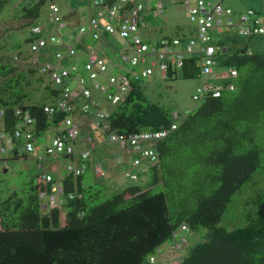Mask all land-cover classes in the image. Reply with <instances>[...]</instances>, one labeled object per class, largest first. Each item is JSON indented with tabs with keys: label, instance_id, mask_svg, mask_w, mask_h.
Listing matches in <instances>:
<instances>
[{
	"label": "trees",
	"instance_id": "trees-1",
	"mask_svg": "<svg viewBox=\"0 0 264 264\" xmlns=\"http://www.w3.org/2000/svg\"><path fill=\"white\" fill-rule=\"evenodd\" d=\"M46 1L0 0V16L11 9L6 17L25 21L20 26L29 25L40 16ZM88 1L94 5V0ZM14 28L18 27L0 33V111L4 112L0 129L15 144L9 154L0 156L5 162L30 154L18 151L23 140L15 134L26 112L33 123L25 128L35 134L36 143L48 130L59 134L57 127L66 118L82 131L76 118L91 114L81 109L85 98L71 101L76 108L69 112L45 110L58 107L68 79L76 73L56 87L49 73L42 71L51 61L40 63L36 57L30 62L33 52L10 44L7 36ZM235 32L233 28L227 33L223 44L229 49L224 64L239 71L236 90L205 99L186 116L180 113L178 128L158 142L160 162L143 169L138 180L128 179L119 189L102 179L86 181L85 173L92 165L89 159L79 179L67 170L61 177L67 193L74 191L75 197L67 194L63 204L47 211L41 209L40 192L45 188L38 174L37 181L31 178L22 192L21 188L5 195L0 192V264H163L152 263L150 257L169 242L163 251L171 263L177 259L176 264H264V41L262 48L253 46V40L264 34ZM79 33L77 29L68 36L73 40L68 42L77 43V54L66 56L64 66L86 54L88 44L110 62L120 61L106 50L120 36L104 31L96 39L90 33L91 44L85 42L86 35L77 42ZM36 37L32 32L25 42L31 45ZM186 72L180 76L197 78L196 70ZM174 111L150 101L142 82L133 81L108 111L106 132L164 129L174 122ZM82 140L79 137L78 142ZM148 173L143 181L141 177ZM55 174L59 176L58 171ZM95 175L100 178L105 172ZM183 224L198 237L184 255L176 253L184 245L174 249Z\"/></svg>",
	"mask_w": 264,
	"mask_h": 264
},
{
	"label": "built area",
	"instance_id": "built-area-1",
	"mask_svg": "<svg viewBox=\"0 0 264 264\" xmlns=\"http://www.w3.org/2000/svg\"><path fill=\"white\" fill-rule=\"evenodd\" d=\"M189 14V19L193 23V29L190 36L171 37L163 36L157 40V45L151 46L140 34L139 29L142 25L143 12L146 4L144 0H115L114 2H106L105 0H94V6L98 7L96 15L89 18L88 26L83 25L80 33L76 37V41H81V36L92 33L91 35L98 39L102 32H108L111 35H118L121 38L132 40L131 47L134 53L130 54L125 50L121 54L119 62H110L105 56L90 44L86 45L87 61L84 65L85 70L89 74V78L96 80L100 75L108 73L110 63L118 65L125 70L120 75H110L108 77V87L102 86L101 90L107 93V98L112 104H118L122 100V94L133 81L143 82L154 75L155 68L158 66L162 78L166 79L171 73L174 75H182L183 71L196 70L197 78L200 83L196 88L192 98L197 103H202L209 97H221L225 93H230L237 88V79L239 71L236 67L224 64L225 54L229 51L226 44L220 40V35L224 33H232V29L237 27V34L256 35L264 33V25L257 10L249 8L246 13L242 14L237 23L232 19L233 10L223 5L224 0H183ZM50 20L54 22L58 28H63L65 22L61 15V10L56 4H52ZM156 14H161L165 10L164 3L159 1L154 9ZM44 27L35 25L32 32L36 35V39L31 43V51L38 53L45 48L50 42L60 44L64 52L56 51L55 62L46 63L42 67L43 72H48L52 81L61 82L63 79L73 73L80 74L77 65L64 66L62 61L66 56H75L77 54L76 44L66 42L64 39L57 38L52 34L50 39H46L42 34ZM41 35V36H38ZM187 38L186 44L183 46L184 39ZM154 56L150 64L148 58ZM188 67V68H186ZM186 72V73H187ZM185 73V72H184ZM76 75L74 76V78ZM99 87V83L95 84ZM86 99L85 104L81 107L83 112H91V104L97 106L91 99V91L85 86L84 77H79L78 86L71 89L66 86L62 92V99L58 103V107L46 106L47 112L54 113L60 111L74 110V99ZM22 110H18V114H22ZM0 111V116H3ZM23 116L22 121L18 124L15 134L23 140L18 147V151L33 153L37 155L41 150V146L36 143V136L30 130L25 128L28 124L33 123V118L28 112ZM109 113L101 108H97L95 113V124L108 135L109 141L116 142L125 151L127 156H135L131 160L132 169L125 172V177L131 181L139 178V173L143 169H148L160 162L158 152V142L166 138L170 133L175 131L179 125L180 113L175 111L172 114L174 122L170 127L155 131H140L135 133H108L109 124L106 119ZM58 133L53 134L51 143L45 146L44 153L37 156L38 159V181L44 185V190L40 192L42 208L54 206L57 203H63L67 194L70 198H74L76 193L71 191L67 193L64 180L60 176L53 175L52 167H58V160L65 157V169L73 175L74 178L79 177L88 167V160L97 147L96 141L91 137L83 138L86 145L79 141L81 127L77 125L71 118H66L57 127ZM82 139V138H81ZM11 138L6 137L5 131L0 129V156L9 154L14 148ZM122 161V160H119ZM94 172L104 175V168L101 163L94 165ZM189 227L186 224L181 226L180 231H187ZM187 238L182 236L180 241L174 245V249H180ZM164 248H159L156 253L151 255L152 263L161 261L163 264H176L178 260H168L167 253Z\"/></svg>",
	"mask_w": 264,
	"mask_h": 264
},
{
	"label": "rangeland",
	"instance_id": "rangeland-1",
	"mask_svg": "<svg viewBox=\"0 0 264 264\" xmlns=\"http://www.w3.org/2000/svg\"><path fill=\"white\" fill-rule=\"evenodd\" d=\"M159 1L164 3L165 10L161 14H156L154 9ZM144 3L146 7L143 12L139 34L151 46L157 45V40L165 35L171 37L190 36L193 23L189 19V14L183 0H144ZM52 4L59 6L61 15L67 24L66 27L58 28L57 25L50 20V6ZM89 4L88 0H47L41 8L40 16L30 22L29 25L24 26L20 25L25 23V21L6 17V15L11 14V9L8 11L6 9L0 16V33H6L5 29L10 26L18 27L10 30L9 34L7 32L8 41H10L11 45L20 44L17 48L20 47L21 50H25L26 52L31 51V45L25 42V39L32 35L31 27L35 25H40L45 28L43 36L48 40L50 36L54 34L61 40L64 39L67 42H72L73 40L68 38V36L71 37V34L77 29L79 31L82 25L88 26L91 14L95 16L99 9ZM223 5L233 10L231 17L236 23L242 14L246 13L249 8H252L260 12L259 17H261L262 24L264 25V0H224ZM234 28L237 29V27ZM219 37L222 42L227 41V33ZM263 41L264 36L254 39L253 46L262 48ZM85 42L93 43V38L90 34L85 36ZM129 42H131V39L114 38L112 41L113 44L108 46L106 50H108L111 58H114L115 61H119L121 60L119 54L123 51L127 50L130 54L134 53V48L131 47ZM186 42L187 38L184 39L183 46ZM56 51L64 52V49L60 44H53L50 42L46 48H43L38 53H34L33 57L28 61H34L37 57L40 63L48 61L53 62L55 60L54 53H56ZM153 60H156L154 56L148 58L150 64ZM86 61L87 54H83L78 59L73 58L71 61H68V64L66 63L68 66L76 64L80 72L79 75L76 73L75 78L68 79L67 83L69 87L71 89L76 88L78 86L79 77H84L85 86L91 91V99L98 105V107L94 106L92 102H90L92 114L76 118L80 125L83 126L80 138L83 139L91 136L99 145L90 157L92 165L94 166L97 163H102L105 172V175L99 178L94 174L93 170L89 168L85 173V179L92 183L102 179L110 188H117L119 186L117 188L119 189L128 184L129 180L125 177V172L133 168L131 160H134L135 156H139V153L127 156L118 143L109 141L108 135L102 133L103 130L96 126L94 113H96L97 108H101L107 112L113 109L114 105L108 100L107 93L103 92L101 87L106 86L111 90L112 88L109 87L108 77L110 75L125 73V70L118 65H112L110 63L108 73L100 75L96 80H92L89 78V74L84 68ZM60 83L61 82H55V86L60 87ZM96 83H99V87L95 86ZM199 83L200 81L198 78H183L181 76L164 79L160 75L158 66H156L154 75L142 82V88L150 101L156 102L165 108H173L183 116H186L189 112L194 110L198 104L192 96ZM84 103L85 100L83 101V104ZM52 134L53 133L48 130L42 137H39L37 144H41V150L37 155L31 153L27 156L7 160L6 162L0 160V192L2 195H5L9 190H16L19 188H21L22 192V187L27 184V181L36 177L39 173L37 156L44 153L45 145L49 143ZM121 158L124 160L118 161ZM66 162L67 160L65 157L59 158L58 167H52V171L54 173L58 171L59 176L64 177L67 174L65 169ZM149 175V173L145 174L141 179L147 181ZM35 180L37 181L36 178ZM256 180H260V178L258 177ZM106 196H108V194ZM182 236H185L187 241L183 244L184 248L176 253L184 255L187 253L188 247L193 245L198 237H196L192 231H179L177 239ZM170 244L171 242L166 243L164 247L165 252Z\"/></svg>",
	"mask_w": 264,
	"mask_h": 264
},
{
	"label": "clouds",
	"instance_id": "clouds-1",
	"mask_svg": "<svg viewBox=\"0 0 264 264\" xmlns=\"http://www.w3.org/2000/svg\"><path fill=\"white\" fill-rule=\"evenodd\" d=\"M257 12H258V11H257ZM259 15H260V12H259ZM64 22H65V21H64ZM65 24H66V22H65ZM263 34H264V33H263ZM176 111H177V110H176ZM174 112H175V111H174ZM177 112H178V111H177ZM102 133H103V132H102ZM81 142L83 143V145H86L84 139H83ZM96 143H97V142H96ZM98 146H99V145L97 144V147H98ZM97 147H96V148H97ZM119 160H122V161H123L124 159L121 158V159H119ZM119 160H118V161H119ZM40 200H41V199H40ZM65 200H66V198H65ZM64 202H65V201H64ZM64 202H63V203H64ZM63 203H60V204H63ZM60 204L57 203L56 205H60ZM54 206H55V205H54ZM51 207H53V206H51ZM51 207H48V208H46V209H43V208H42V203H41V209L44 210V211H45V210H46V211L49 210Z\"/></svg>",
	"mask_w": 264,
	"mask_h": 264
},
{
	"label": "bare ground",
	"instance_id": "bare-ground-1",
	"mask_svg": "<svg viewBox=\"0 0 264 264\" xmlns=\"http://www.w3.org/2000/svg\"><path fill=\"white\" fill-rule=\"evenodd\" d=\"M105 137V136H104ZM107 137V136H106ZM108 140V139H107ZM106 141V140H105ZM89 161V160H88ZM89 165H90V162H89ZM89 168H92V166L91 167H89ZM94 169V168H93ZM87 170V169H86ZM56 175V174H55ZM68 176V175H67ZM73 176V175H72ZM84 176V175H83ZM81 177V176H80ZM61 178V177H60ZM72 178H74V177H72ZM77 179H79V178H77ZM98 179V178H97ZM78 182V181H77ZM76 183V182H75ZM85 184V183H84Z\"/></svg>",
	"mask_w": 264,
	"mask_h": 264
},
{
	"label": "crops",
	"instance_id": "crops-1",
	"mask_svg": "<svg viewBox=\"0 0 264 264\" xmlns=\"http://www.w3.org/2000/svg\"><path fill=\"white\" fill-rule=\"evenodd\" d=\"M92 166V168H90L91 170H93V172H94V166L93 165H90V167ZM94 174H95V172H94ZM119 187V186H118Z\"/></svg>",
	"mask_w": 264,
	"mask_h": 264
}]
</instances>
